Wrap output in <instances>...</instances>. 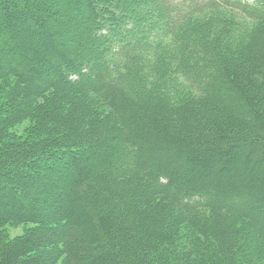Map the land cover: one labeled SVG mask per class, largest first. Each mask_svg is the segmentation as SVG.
<instances>
[{"label":"trees","instance_id":"obj_1","mask_svg":"<svg viewBox=\"0 0 264 264\" xmlns=\"http://www.w3.org/2000/svg\"><path fill=\"white\" fill-rule=\"evenodd\" d=\"M0 264H264V0H0Z\"/></svg>","mask_w":264,"mask_h":264},{"label":"rangeland","instance_id":"obj_2","mask_svg":"<svg viewBox=\"0 0 264 264\" xmlns=\"http://www.w3.org/2000/svg\"><path fill=\"white\" fill-rule=\"evenodd\" d=\"M62 1V0H61ZM47 7L48 8H51V5H49V4H47ZM12 7H10V9H8L9 11H12ZM77 14V13H76ZM72 16H71V14L70 15H67V14H65V19L67 20H69V18H71ZM79 19L80 18H78V20H76L75 22H69V24L73 27L74 26V28H75V30L77 31L78 29H79V27H81V23H80V21H79ZM56 21H57V19L56 18H52L51 19V24L53 25V26H58L57 24H56ZM34 25V22H32V20H26V21H24L23 22V24H22V26H23V33H24V39L26 40V39H31V38H37L36 40H38V42L39 41H41L42 39H44V34L42 33V32H40L39 33V35H38V33L36 34V33H32V32H30L29 30L27 31L26 29H25V27L27 28L28 26H33ZM25 26V27H24ZM29 28V27H28ZM26 30V31H25ZM64 32L61 34V36L62 37H64L65 39H69L70 41L72 40L71 39V31H69V30H63ZM33 34L34 35H36L35 37H33ZM39 37H38V36ZM28 38H27V37ZM12 41V40H11ZM27 41V40H26ZM26 123V122H25ZM23 230H24V225H22V226H18V227H11L10 228V232H11V234L14 236V235H16V234H20V233H22L23 232Z\"/></svg>","mask_w":264,"mask_h":264}]
</instances>
